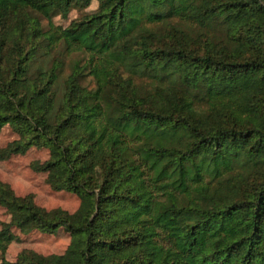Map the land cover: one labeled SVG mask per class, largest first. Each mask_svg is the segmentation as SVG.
<instances>
[{"label": "trees", "instance_id": "trees-1", "mask_svg": "<svg viewBox=\"0 0 264 264\" xmlns=\"http://www.w3.org/2000/svg\"><path fill=\"white\" fill-rule=\"evenodd\" d=\"M91 1L0 0V160L46 148L31 169L79 197L47 208L0 179V264H264V0H96L52 22ZM58 45L84 53L68 72L36 63ZM13 228L69 241L8 259Z\"/></svg>", "mask_w": 264, "mask_h": 264}, {"label": "rangeland", "instance_id": "rangeland-1", "mask_svg": "<svg viewBox=\"0 0 264 264\" xmlns=\"http://www.w3.org/2000/svg\"><path fill=\"white\" fill-rule=\"evenodd\" d=\"M96 4L97 1L92 0L90 5L85 9L74 7L69 10L67 16L54 15L51 20L55 24L65 26L71 19L79 17L84 11L93 9ZM20 12L30 16L36 15L35 11L29 7L21 9ZM41 23L46 26L47 19L42 17ZM83 57L84 53L81 51L66 53L65 50L58 45L55 51H51L46 55L36 56V63H39L40 60L49 58L47 65H50L53 61H59V63L63 62L65 72H68L69 64L78 58L82 60ZM86 82L90 86L93 85V80H86ZM16 137L17 133L10 125L5 124L0 129V146ZM47 155L48 150L46 148L30 147L23 154H14L5 160H0V179L10 182L17 194H24L28 191L34 192L35 200L40 205L46 206L47 208L61 206L72 211L78 206L79 197L74 193L64 190H53L45 181V173L36 172L32 170L29 165L31 160H43ZM8 219L9 214L0 206V222ZM13 230L17 235V240L11 241L7 246L5 256L8 259H14L21 248H31L44 254L61 252L69 241V235L63 229H59L53 234L43 233L35 229L29 232H22L17 228H13Z\"/></svg>", "mask_w": 264, "mask_h": 264}]
</instances>
